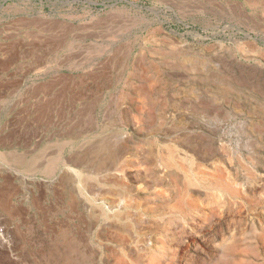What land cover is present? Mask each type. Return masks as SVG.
<instances>
[{
  "label": "rangeland",
  "instance_id": "1",
  "mask_svg": "<svg viewBox=\"0 0 264 264\" xmlns=\"http://www.w3.org/2000/svg\"><path fill=\"white\" fill-rule=\"evenodd\" d=\"M0 194V264H264V0H0Z\"/></svg>",
  "mask_w": 264,
  "mask_h": 264
},
{
  "label": "bare ground",
  "instance_id": "2",
  "mask_svg": "<svg viewBox=\"0 0 264 264\" xmlns=\"http://www.w3.org/2000/svg\"><path fill=\"white\" fill-rule=\"evenodd\" d=\"M120 153V152H119ZM76 155V154H75ZM113 157H111V155L109 156V162L106 163V165L104 167H102V171L105 172V176L108 175V176H112V178L114 179V183L115 185L117 184L118 186H120L121 188L124 189V192H129V195H131L132 193V189L130 187V185H128L127 182H124L123 181V177H124V169L123 168H120L119 164H117V161L118 159L120 158L118 153H115V156L112 155ZM122 156V155H120ZM123 158V157H122ZM71 160V159H70ZM75 161V160H74ZM71 162V161H70ZM86 162V161H85ZM75 163V162H74ZM77 166H79L81 163H75ZM100 164V163H99ZM83 165V164H82ZM86 165V163H85ZM90 165V163H89ZM88 165V167H89ZM72 170V169H71ZM98 181V180H97ZM224 183V182H223ZM225 184V183H224ZM228 184V183H227ZM109 186V185H108ZM221 186H223L221 184ZM224 187V186H223ZM230 188V187H229ZM232 189V188H231ZM229 190V189H228ZM227 191V190H226ZM233 191V190H232ZM4 193V192H3ZM97 193H100V192H97ZM1 195V194H0ZM134 195V194H133ZM236 195V194H235ZM96 196V195H95ZM99 196V195H98ZM97 196V197H98ZM7 197V196H6ZM5 197V198H6ZM5 200V199H4ZM8 200V199H7ZM100 202H103V199L102 198H99L98 199ZM126 200L124 197H119L118 199H116V202L109 208H108L112 211V210H115L116 208L120 207V206H126ZM147 200V199H146ZM132 201V200H131ZM5 202V201H4ZM138 202V201H137ZM145 204V202H144ZM143 204V206H145ZM161 205V204H160ZM147 208V207H145ZM103 210V209H102ZM113 214V213H112ZM118 220V219H117ZM96 224V223H95ZM1 236V235H0ZM5 240V239H4ZM4 240L2 238H0V242H4ZM143 242V241H142ZM263 243V242H262ZM144 245L146 244L147 246V242H144L143 243ZM6 245V244H5ZM2 246V245H1ZM142 246V245H141ZM150 246V244H149ZM7 247V246H6ZM255 254V253H254ZM3 257V256H2ZM241 257V256H240Z\"/></svg>",
  "mask_w": 264,
  "mask_h": 264
}]
</instances>
